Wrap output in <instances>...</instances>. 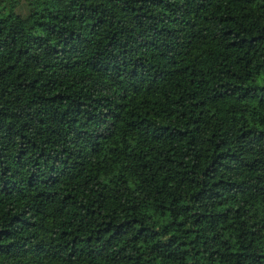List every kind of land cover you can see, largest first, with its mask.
Instances as JSON below:
<instances>
[{"label": "trees", "instance_id": "obj_1", "mask_svg": "<svg viewBox=\"0 0 264 264\" xmlns=\"http://www.w3.org/2000/svg\"><path fill=\"white\" fill-rule=\"evenodd\" d=\"M0 264H264V0H0Z\"/></svg>", "mask_w": 264, "mask_h": 264}]
</instances>
